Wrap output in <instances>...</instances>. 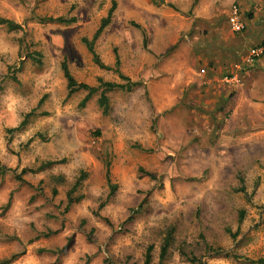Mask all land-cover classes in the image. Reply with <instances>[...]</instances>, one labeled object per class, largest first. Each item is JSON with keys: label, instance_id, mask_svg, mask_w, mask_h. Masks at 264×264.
Returning <instances> with one entry per match:
<instances>
[{"label": "rangeland", "instance_id": "374dc122", "mask_svg": "<svg viewBox=\"0 0 264 264\" xmlns=\"http://www.w3.org/2000/svg\"><path fill=\"white\" fill-rule=\"evenodd\" d=\"M242 1L0 0V264L264 259V56L236 74L208 58V39L234 36L233 6L264 21V0ZM113 7L94 44L107 70L83 38ZM59 17L75 22L42 21ZM64 61L79 83L126 86L106 114L102 90L68 98Z\"/></svg>", "mask_w": 264, "mask_h": 264}, {"label": "trees", "instance_id": "16d2710c", "mask_svg": "<svg viewBox=\"0 0 264 264\" xmlns=\"http://www.w3.org/2000/svg\"><path fill=\"white\" fill-rule=\"evenodd\" d=\"M114 11V7L112 8V10L109 12L108 17L104 18L102 21L101 26L99 27V29L97 30V32L95 33L94 37L92 40H89L88 38H83V42L84 44L87 46L89 52L93 55L95 61L97 62V64L102 68V69H107V70H112L109 66L105 65L99 58L98 54L96 53L95 49H94V44L97 41V39L100 37V35L102 34V32L105 30V28L111 23V16L112 13ZM42 21H49V22H58V23H64V24H70L75 22L74 18H66V17H59L57 19H42ZM2 24H6L9 29L11 30H21L22 26L16 24L14 21L11 20H7V19H2L1 20ZM146 42V41H145ZM117 65H120V61L119 59L117 60ZM62 70L64 72V76L67 80V87H68V98L72 97L74 94H76L78 91L80 90H84L87 91L88 94L87 96L82 100L81 102V106L84 107L88 104V102L91 100V98L98 93L100 90H102L101 92V96L99 98V105L101 106V108L103 109V112L106 114L109 111V98L107 96V94L111 91H114L115 89H119V88H125L126 86L117 84V83H113V82H105L102 79H100V87H91L85 83H79L75 77L72 75V73L69 70L68 64L66 61H64L62 63ZM121 78L125 81L128 82L129 86L130 84H132L131 80L127 77H124L123 75H121ZM128 88V87H127ZM43 100L39 103V106L42 104ZM35 112L33 111L32 113H29L26 115L25 120L22 122V124L20 125V127L18 129L24 128L27 124H28V120L31 116H34ZM54 162L48 163V165H53ZM82 175L79 176L76 181L74 182V184L71 185L70 190L68 191L67 197H68V205H67V209L74 203L76 202L75 199L72 198V195L81 188L82 183L84 182V180H86V173L85 171H82L81 173ZM108 180L109 182L110 177H109V172H108ZM64 181V179H63ZM111 187V195L115 190L114 185H110ZM110 195V196H111ZM109 196V198H110ZM11 204V200L9 201V203L7 204V208L10 207ZM106 205V203H102L100 205V209L104 208V206ZM170 243V237H167L165 244L163 246V254L166 252L168 246ZM220 252V251H217ZM216 252V254H217ZM151 261V254L150 251L147 254V259H146V264H149ZM253 263H258V264H264V259L258 260V261H253ZM109 264V263H108Z\"/></svg>", "mask_w": 264, "mask_h": 264}, {"label": "crops", "instance_id": "0c3cea01", "mask_svg": "<svg viewBox=\"0 0 264 264\" xmlns=\"http://www.w3.org/2000/svg\"><path fill=\"white\" fill-rule=\"evenodd\" d=\"M231 3H234V0H231L230 4ZM242 5L244 4V8L246 11L250 10L251 8V5H250V0H245V2L242 1L241 3ZM203 7H204V3L201 4ZM240 9V8H239ZM256 9H258V6H256ZM260 11V9H258ZM263 10V7L261 8V13L264 15V11ZM200 11V10H199ZM232 11V9H231ZM230 11V12H231ZM241 11V9H240ZM259 16H260V13H258ZM263 15H261V17H263ZM241 16H242V19L244 20V22L246 23V29L243 33H234L231 29V26L229 24V27L231 29V32H233V38H231L230 36V43L229 42H226L225 40L224 41H213L212 39H208L207 42H211V43H215L216 46L212 49L213 50V53L212 54H209L210 56L208 57L209 60H212V58H214V60L212 61H215L217 63L220 64V66H218L219 68H222V69H219V70H230L231 72H233V74H236L239 72V69H241L242 67H245V63L246 62L247 64H250L248 63L246 60L248 58V51H244L241 55L243 56H236V55H240L239 52H235L237 51L236 49H240L241 47L245 48V49H248L249 47H252V46H257V45H260V44H263L264 43V21L263 20H259L260 17H258L257 19H250V20H246L244 18V14H242L241 12ZM229 22V20H228ZM236 36V37H235ZM230 45V50H233V53L229 54L230 55V59L235 62V64L231 61H222L220 60L223 57H228L226 56L224 53H222V51L226 48L227 49V45ZM228 55V54H227ZM226 63V65H225ZM234 78H236L235 76L233 77V79L231 78L230 80L226 79V82L229 81L231 82V86L232 88H235V90H239L240 88H242V85L240 84H236V80H234ZM214 81H210L211 85H208V86H212L214 85L213 83ZM229 85V84H228ZM215 86V85H214ZM241 90V89H240ZM239 90V91H240ZM238 93L235 95L234 99H236L238 97Z\"/></svg>", "mask_w": 264, "mask_h": 264}, {"label": "built area", "instance_id": "2783aa9c", "mask_svg": "<svg viewBox=\"0 0 264 264\" xmlns=\"http://www.w3.org/2000/svg\"><path fill=\"white\" fill-rule=\"evenodd\" d=\"M229 24L234 33H242L246 29V23L242 19L241 11L237 5L232 7L231 15L229 17ZM248 63H253L256 59H259L264 56V43L252 46L248 50ZM229 80V78H227ZM229 82V81H228Z\"/></svg>", "mask_w": 264, "mask_h": 264}]
</instances>
